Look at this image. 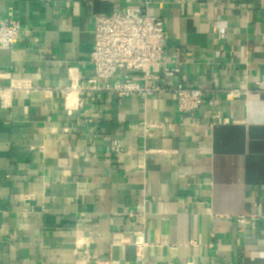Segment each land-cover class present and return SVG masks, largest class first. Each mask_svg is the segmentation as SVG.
Wrapping results in <instances>:
<instances>
[{
    "label": "crops",
    "instance_id": "crops-1",
    "mask_svg": "<svg viewBox=\"0 0 264 264\" xmlns=\"http://www.w3.org/2000/svg\"><path fill=\"white\" fill-rule=\"evenodd\" d=\"M145 2L173 85L254 93L190 116L169 93L67 111L48 89L91 78L95 17ZM9 12L0 264H264V0H0V23Z\"/></svg>",
    "mask_w": 264,
    "mask_h": 264
},
{
    "label": "built area",
    "instance_id": "built-area-1",
    "mask_svg": "<svg viewBox=\"0 0 264 264\" xmlns=\"http://www.w3.org/2000/svg\"><path fill=\"white\" fill-rule=\"evenodd\" d=\"M148 8L145 2L110 15L96 16L93 49L89 57L91 78L80 81L74 74L69 87L48 89L49 94L57 92L63 97L67 111L79 113L85 105H96L107 95L146 102L169 93L176 99L178 111L190 116L204 104L214 109L223 95L237 100L254 93L246 87L217 90L189 87L182 83L173 85L170 80L180 74L181 68L166 58L164 21L151 16ZM21 33V22L9 12L0 23V47L12 48ZM159 67L162 71L154 72ZM6 91L0 87L1 100L5 98ZM210 119L212 127L222 116L213 111ZM112 153H121L117 142ZM260 216L264 219V213ZM246 219V216L239 217L238 222L244 224Z\"/></svg>",
    "mask_w": 264,
    "mask_h": 264
}]
</instances>
